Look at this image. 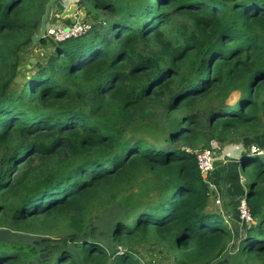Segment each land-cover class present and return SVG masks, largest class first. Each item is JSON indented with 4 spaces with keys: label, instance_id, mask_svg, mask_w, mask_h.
I'll return each mask as SVG.
<instances>
[{
    "label": "trees",
    "instance_id": "1",
    "mask_svg": "<svg viewBox=\"0 0 264 264\" xmlns=\"http://www.w3.org/2000/svg\"><path fill=\"white\" fill-rule=\"evenodd\" d=\"M48 1L0 0V264H142L148 238L185 250L178 264L234 238L264 257V155L242 160L237 235L181 147L264 131V0H77L91 29L34 43Z\"/></svg>",
    "mask_w": 264,
    "mask_h": 264
},
{
    "label": "rangeland",
    "instance_id": "2",
    "mask_svg": "<svg viewBox=\"0 0 264 264\" xmlns=\"http://www.w3.org/2000/svg\"><path fill=\"white\" fill-rule=\"evenodd\" d=\"M73 1H76V4H77V0H66L60 6L54 5L55 7L54 6L52 7L51 17H54V16L59 17L60 14L62 13L61 9L64 10L65 8L66 9L69 8L70 5L74 4ZM123 1L125 3H127L128 5H131L136 0H123ZM92 15L98 16V18L96 20L99 19V20L106 21V17L100 11L92 10ZM69 19L70 18L63 19L57 25H60L63 27H70L72 25V23L69 22ZM79 20L84 21V22L85 21L90 22V20L85 18V16H82ZM183 21L184 20L182 18L175 20L176 23H181ZM49 24L52 25L51 18L49 19ZM90 24H91V22H90ZM46 38L49 39V41H50V43H52V45H54L57 42L56 38H52V37H49L47 35H46ZM51 50H52V48H49L47 50H43L42 48L39 47L33 52L32 56H35L36 58H38L39 61L43 62L45 53H49ZM32 62H36V61L33 59ZM28 75H29L28 73H25V74L23 73L22 78H24V77L28 78ZM22 78L21 77L16 78V82L17 83L22 82ZM231 96H233L232 98L235 102L237 97H235L234 95H231ZM203 104H205V103H203ZM198 106L200 107L201 104ZM174 118H178V116L175 115ZM163 121H164V119H163ZM155 131H157V130H150V131L145 133L146 135H143V136L148 141H151V142L157 141L160 138H158L159 134H157ZM245 133H247V132H245L243 129L239 130L238 132H236V134L233 137L230 136L227 142L221 143V146L222 147L228 146L230 144L247 145V143H249L247 146H249V145L254 146L257 149L264 152V131L259 135H247V137H245L246 136ZM242 137H244V138H242ZM211 143H212V141L210 142V144ZM181 147L183 149L189 148L190 150H193V151L204 149V147L206 148V146H204V145H199L198 147H195V148L188 147V146H182V145H181ZM245 175L247 178L246 182L248 185V183H250V181H252L251 170L247 169ZM213 177L214 176H212V181H213ZM133 190L136 192L139 189L137 187H135ZM238 200H239L238 198H234V200H232V201L225 199L222 203V210L220 208H218V209L213 208V211L218 212L219 214L223 215L224 217H227L228 215L231 216V218L229 217V221H230L229 227H231L233 229V231H237L239 234H242L244 226L242 225V223L239 219V216H238L239 212H238L237 207L235 206V203ZM228 201H230V202H228ZM100 214H102V213H100ZM96 215H97V213L95 214V216ZM222 224L225 225L224 222ZM136 248L138 251V253L137 252L136 253L139 255V257H141L140 259L142 261V264H178L179 260H186L185 250L178 249L177 247H175L173 245L172 242H168V241L167 242H160L155 238H148V239H145L144 243L137 245ZM236 248H237V244L234 242V245L231 247V249L236 251ZM229 259L230 260L225 264H264V257H258V255L248 256V255L239 253V254L233 255Z\"/></svg>",
    "mask_w": 264,
    "mask_h": 264
},
{
    "label": "crops",
    "instance_id": "3",
    "mask_svg": "<svg viewBox=\"0 0 264 264\" xmlns=\"http://www.w3.org/2000/svg\"><path fill=\"white\" fill-rule=\"evenodd\" d=\"M73 3L76 4V1H73ZM69 22L71 23V19H69ZM251 147L252 146L248 148L243 144H230L228 146H221L222 152L219 159L224 161L219 162L210 177L211 184L209 185V187L211 196L209 200V210L213 211V208H220L222 210V205L220 206L215 204V197H221L222 201H224L225 199L232 201L234 200V198H238L239 200L235 203V206L238 209V203L242 197L246 196L248 189L247 182L243 183L241 181V177H246L241 168V164L243 163L242 160L244 158V155H247L250 152ZM212 176H214L213 181ZM227 217L231 218V216L229 215ZM241 223L243 226H245L246 224L243 221H241ZM237 235H239V233ZM234 242H236V238H234L229 243L227 251L219 258L218 261L214 262L213 264H225L230 260L229 258L235 254V251L231 249V247L234 245Z\"/></svg>",
    "mask_w": 264,
    "mask_h": 264
},
{
    "label": "built area",
    "instance_id": "4",
    "mask_svg": "<svg viewBox=\"0 0 264 264\" xmlns=\"http://www.w3.org/2000/svg\"><path fill=\"white\" fill-rule=\"evenodd\" d=\"M91 29L90 22L78 20L76 24H72L70 27H63L57 24H48L46 35L52 38H56L57 42L66 41L73 37H79L82 34L87 33ZM186 151L194 153L197 158L198 167L202 173L204 179L211 184L210 177L212 172L216 169L214 163L224 161L219 159L222 152L221 144L217 141H212L210 147L204 148L201 150H190L189 148ZM250 155H264V152L252 146L250 148ZM241 181L246 183L247 178L241 177ZM223 201L221 197H215V204L222 205ZM239 216L241 221L245 223H252L253 218L251 210L248 206L246 197H242L239 201L238 206Z\"/></svg>",
    "mask_w": 264,
    "mask_h": 264
},
{
    "label": "water",
    "instance_id": "5",
    "mask_svg": "<svg viewBox=\"0 0 264 264\" xmlns=\"http://www.w3.org/2000/svg\"><path fill=\"white\" fill-rule=\"evenodd\" d=\"M60 0H49L46 7L44 14L41 19V25H40V31L38 34L33 35L32 41L34 43H39L41 40L46 38V32L49 24V19L51 18V23L52 24H59L61 20L70 18L72 24H76L77 21L82 17L86 15V10L85 9H79L78 4H72L70 5L69 8H65L64 11L60 14V16H54L51 17V12H52V7L56 5ZM33 61V59H32ZM235 97H237L236 93H233ZM233 96L230 97V103H233L234 100L232 98ZM237 99V98H236ZM236 101V100H235ZM219 164V162L214 163V167ZM247 163L244 165L246 167ZM239 206V203H238Z\"/></svg>",
    "mask_w": 264,
    "mask_h": 264
}]
</instances>
